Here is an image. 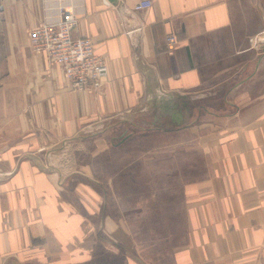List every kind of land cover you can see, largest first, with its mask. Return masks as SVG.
Listing matches in <instances>:
<instances>
[{"label": "crops", "instance_id": "0c3cea01", "mask_svg": "<svg viewBox=\"0 0 264 264\" xmlns=\"http://www.w3.org/2000/svg\"><path fill=\"white\" fill-rule=\"evenodd\" d=\"M140 1L0 0V264H264V0ZM60 4L107 63L98 91L31 47ZM189 131L176 152L205 169L183 186L184 235L147 260L115 192L125 166H95Z\"/></svg>", "mask_w": 264, "mask_h": 264}, {"label": "rangeland", "instance_id": "374dc122", "mask_svg": "<svg viewBox=\"0 0 264 264\" xmlns=\"http://www.w3.org/2000/svg\"><path fill=\"white\" fill-rule=\"evenodd\" d=\"M211 125L205 132L212 131ZM154 142L157 150L152 153L156 155H144ZM195 143L196 137L190 131L144 136L126 143L122 153L109 154L97 161L95 174L101 180L125 166L126 169L114 181L115 192L123 199L121 208L127 228L147 260L182 241L185 229L183 186L205 168L195 151L183 156L176 151L191 150L196 147ZM112 206L118 207L114 203ZM96 264H108V261L101 258Z\"/></svg>", "mask_w": 264, "mask_h": 264}, {"label": "built area", "instance_id": "2783aa9c", "mask_svg": "<svg viewBox=\"0 0 264 264\" xmlns=\"http://www.w3.org/2000/svg\"><path fill=\"white\" fill-rule=\"evenodd\" d=\"M151 0H142L136 12L152 7ZM51 20H46L28 30L27 36L36 54L45 55L50 64L60 67L66 79L77 89L98 91L107 75L108 66L96 53L91 38L78 37L79 20L75 7L60 4ZM171 51L178 45L174 34L168 36Z\"/></svg>", "mask_w": 264, "mask_h": 264}, {"label": "water", "instance_id": "95a60500", "mask_svg": "<svg viewBox=\"0 0 264 264\" xmlns=\"http://www.w3.org/2000/svg\"><path fill=\"white\" fill-rule=\"evenodd\" d=\"M110 1L114 2V0H110Z\"/></svg>", "mask_w": 264, "mask_h": 264}]
</instances>
